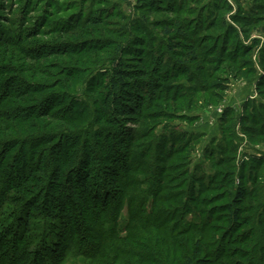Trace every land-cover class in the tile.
Returning a JSON list of instances; mask_svg holds the SVG:
<instances>
[{
    "label": "trees",
    "instance_id": "1",
    "mask_svg": "<svg viewBox=\"0 0 264 264\" xmlns=\"http://www.w3.org/2000/svg\"><path fill=\"white\" fill-rule=\"evenodd\" d=\"M136 3L133 16L116 4L60 22L53 46L33 43L43 31L0 35V264H264V159L238 160L235 111L206 151L210 175L191 171L201 135L174 125L220 105L232 80L256 78L264 0L249 11L237 0V11L227 0ZM164 13L173 18L152 21ZM17 46L40 63L23 65L26 77L5 64ZM239 123L264 139V103L248 100ZM193 213L200 222H186Z\"/></svg>",
    "mask_w": 264,
    "mask_h": 264
},
{
    "label": "rangeland",
    "instance_id": "2",
    "mask_svg": "<svg viewBox=\"0 0 264 264\" xmlns=\"http://www.w3.org/2000/svg\"><path fill=\"white\" fill-rule=\"evenodd\" d=\"M136 1L137 0H130L128 2L123 0H0V35H2L3 33L7 34L8 32H11L13 33L14 37H16L17 33L20 31L24 34H27L25 33L26 30H30L32 34L34 32L36 33L38 31H43L42 36H39L32 40L33 43L46 42V44L53 46L55 40H61V36H58L57 33H54V28L61 27L60 22H67L69 19L76 17L82 11L84 15H86V13H88L91 9L97 11L102 10L106 12L111 8V6H116V4L121 5V9L122 11H124V13L133 16L136 15ZM227 1L232 6H234L236 11L237 9L239 10L236 0ZM237 1H239V3L241 4L243 11H249L253 7V0ZM171 18H173L171 14L164 13L159 16H153L152 21H162ZM263 26L264 22H262L259 28H262ZM157 34L159 35L160 33L157 32ZM106 37L107 36H104V38ZM252 39H258V41L261 43L260 47L253 48V51L249 57L250 63L253 64V67L256 70V78H240L239 80H232L228 85L229 88L227 90V93L225 94L224 101L221 102L220 105H213L204 110H197L191 113L189 112L188 115L196 119L194 123L184 121H176L174 123V125L178 129H180V131L201 135L200 141L193 151L191 171H193L196 166H200V168L203 169V171L208 175L214 172L210 164L211 162L206 159V151L210 149L214 141L217 145L223 140L224 135L222 132V117L226 109L234 110L235 115L238 117V121L236 122L235 126L237 135L235 145L238 148V160L240 162H244L249 161L252 158L264 159V139L258 138L250 140V138L242 131L239 123V119L243 114L244 105L248 100H254L258 104L264 103V95H261L257 89L260 77L264 76V64H262V60L260 58L261 49L264 46V34L256 30L253 32L251 40ZM247 45L251 46L252 43L249 42ZM8 50L16 55L17 61L11 64L10 56L5 64L16 67V69L14 70H16L17 72L15 74H18L17 77H26V74L22 73L24 71L22 69L23 65L28 68L36 67L38 65L40 66V63H35L30 60L25 61V54L22 52L21 47L17 46L16 48H9ZM83 57L88 58L90 56L83 55ZM53 60L54 59H51L50 62ZM93 75L96 74L94 73ZM82 78L84 81H87V79L91 78L90 72L83 75ZM81 84L83 85V82L79 83L76 86V93L82 86ZM83 88L84 90L87 89L86 84L83 86ZM84 93L85 92H83L82 89H80V92L77 93V97L81 99L79 101L86 102L85 98L82 97V94ZM90 97L95 98V95L91 94ZM91 108L93 109V106H91ZM77 110L78 109H76V111ZM128 126L131 129H136L133 124H129ZM72 127L76 131L77 129L81 128V125L79 123H76L75 121L73 122ZM223 127H226V125ZM161 131L162 127L159 128L158 132L161 133ZM213 195L214 193H210L205 195L204 197L205 199H207L211 198ZM221 203L217 202L205 208H216L220 206ZM127 219V211H124L119 222V228L122 234H125L123 230L126 226ZM186 222L198 223L200 222V217L195 213L190 214L187 216ZM215 225L218 227H222L219 223L214 224V226ZM244 229L246 230L248 228L244 227ZM203 243L205 244L206 241H203ZM194 245L195 244L192 243V245H190V249H192ZM241 248L242 246H235L234 244H232V246H230L228 249L230 251H233L234 255L237 250L240 251ZM236 257L237 256H235V258ZM236 259H238V257ZM66 264H84V260L82 258H69Z\"/></svg>",
    "mask_w": 264,
    "mask_h": 264
}]
</instances>
